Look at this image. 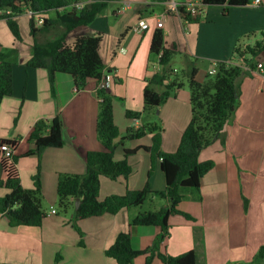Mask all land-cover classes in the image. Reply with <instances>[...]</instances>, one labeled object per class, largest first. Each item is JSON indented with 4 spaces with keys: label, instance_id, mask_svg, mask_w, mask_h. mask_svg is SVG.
Listing matches in <instances>:
<instances>
[{
    "label": "crops",
    "instance_id": "obj_1",
    "mask_svg": "<svg viewBox=\"0 0 264 264\" xmlns=\"http://www.w3.org/2000/svg\"><path fill=\"white\" fill-rule=\"evenodd\" d=\"M163 9L164 4L159 0H112L91 26L79 27L69 37L71 39L75 34L101 35L99 53L105 65L104 75L110 77L107 88L113 95L114 122L121 135L128 126L157 123L152 121L153 115L162 121V150L173 152L190 119V94L181 88L158 108L144 109L143 88L151 76L161 70L157 58L151 59L149 53L154 31L158 28L163 31L165 46L174 47L184 65L187 56L196 63L207 60L215 65L217 61L231 60L232 50L238 43L252 44L261 37L264 32V0L256 4L251 0L228 8L224 5L207 6L204 15L196 22H184L168 13L162 26L158 27L157 19ZM139 19L148 22L142 32L132 29ZM16 20L20 25L21 41L14 39L5 26L6 21L0 19L5 23L0 27V46L6 51L15 48L12 59L17 63L15 65L12 60V93L3 97L0 103V137L18 139L21 150L33 148V143L24 138L35 121L40 118L50 120L58 115L62 122L63 145L47 147L38 156L18 159L20 183L25 188L32 187L31 178L39 165L43 198H49L43 206L47 215L40 226L12 227L7 217L0 213V264H117L104 251L119 232L129 229V221L137 209H122L116 214L80 219L77 223L83 232L80 237L69 219L62 217L55 208L59 173L83 174L87 151L103 149L95 129L99 101L97 81L89 79L83 89L77 90L70 75L55 73L52 91L47 70L26 66L32 42L28 34L29 20L24 13ZM186 25L190 28L189 34L185 31ZM193 32L195 36H191ZM259 57L264 59V52ZM243 67L248 73L239 78V102L232 119L224 127V141H214L202 148L198 155L199 161L212 160L214 163L201 178V197L197 199L187 193L179 203V209L189 213L193 220L181 214L170 215L169 234L160 244L161 252L177 255L194 249L198 264H231V259L226 262L217 259L220 243L231 249L234 258L243 259L245 255L242 256L241 252L246 250L247 242L256 234L264 238V76L256 68ZM172 68L174 71L179 69L173 65ZM211 69L213 67L207 73ZM126 110L142 113L140 118L131 119L125 116ZM14 112L21 117L22 124L19 133L13 136L6 126ZM150 143L148 134L125 140L115 149L114 157L120 159L124 147ZM24 158L28 161L22 160ZM128 161L133 168L127 182L130 189H141L146 181L152 190L165 188L158 161L154 162L148 175L151 169L149 153L138 151L129 156ZM26 172L29 179L25 180ZM2 178L3 172L0 171ZM125 187L122 180L101 176L99 198L123 193ZM51 207L56 213H51ZM131 233L133 248L144 249L152 244L159 228L136 226ZM222 238V242L218 241ZM80 239L82 244H79ZM57 254L58 261L55 259ZM144 262L145 255L141 254L135 257L133 264ZM151 264L163 262L154 256Z\"/></svg>",
    "mask_w": 264,
    "mask_h": 264
},
{
    "label": "trees",
    "instance_id": "obj_2",
    "mask_svg": "<svg viewBox=\"0 0 264 264\" xmlns=\"http://www.w3.org/2000/svg\"><path fill=\"white\" fill-rule=\"evenodd\" d=\"M112 0H0V19L6 24L17 41L22 40L17 17L27 11L29 17L28 34L32 39L30 56L26 66L47 70L51 90L54 89L55 73L70 75L77 90L83 89L89 79H95L97 85L104 77L105 67L99 53L101 35L75 34L69 35L79 27L91 26L107 8ZM251 0H202L205 7L212 5L240 6ZM82 2L81 5H76ZM184 9L181 8V11ZM188 21H198L197 18L184 15ZM40 17L41 23L35 18ZM264 52V32L252 44L238 43L232 50V59L217 61L211 70L199 81L196 77L198 67L195 59L185 58V66L174 71L172 59L179 54L174 47L165 46L163 31H154L150 43L151 59L158 54L161 70L154 73L143 88L144 109L158 108L167 98L174 96L185 85L189 89L191 115L184 128L175 151L165 152L161 148L163 128L156 122H148L128 126L121 135L113 116V95L107 87L96 88L98 98V113L96 119V134L102 144L101 150L87 151L85 156L86 169L83 174L59 173L56 184L57 202L59 208L66 212L72 209L69 220L80 237L83 232L78 226V220L116 214L122 209H137V213L129 221V229L119 232L104 253L113 258L117 264H133L138 255H145L144 264H151L157 256L163 264H198V256L194 249L177 255L160 251V244L169 234V216L181 214L189 220L193 217L179 209V203L190 193L200 199L201 178L212 169L213 161H199L198 155L202 148L216 140L224 141V127L238 106L240 87L239 78L248 73L237 61L241 59L249 68H256L258 62L264 59L259 56ZM15 48L0 51V103L3 97L12 93V58ZM259 57V58H258ZM11 58V59H10ZM184 58V56H183ZM258 60V61H257ZM261 60V61H259ZM262 74V73H261ZM141 111L126 110L125 116L138 119ZM150 135V145H139L134 148L124 147L122 157H114L115 149L125 140L139 139ZM24 140L33 143L34 147L26 150L19 148L18 139L0 137V147L7 144L11 147V155L4 156L0 151V188L6 193L0 196V213H3L10 226L19 225L40 226L47 215L43 207L40 167L32 175V187L25 188L20 183L17 167L19 158L30 155H40L47 147L63 145L62 122L56 115L50 120L40 118L35 121ZM138 151L149 153L152 172L154 162L158 161L165 178V188L152 190L148 181L141 189H130L128 179L133 171L128 157ZM111 180H122L125 191L119 194H109L99 198L100 177ZM159 197L163 201L158 208L149 209L144 203L150 197ZM80 203L75 209V199ZM246 205V200H244ZM156 226L159 233L151 245L144 249H134L132 246V229L136 226ZM79 244H82L81 239ZM59 255H56L58 260ZM256 258L264 260V243L256 252Z\"/></svg>",
    "mask_w": 264,
    "mask_h": 264
},
{
    "label": "rangeland",
    "instance_id": "obj_3",
    "mask_svg": "<svg viewBox=\"0 0 264 264\" xmlns=\"http://www.w3.org/2000/svg\"><path fill=\"white\" fill-rule=\"evenodd\" d=\"M25 15H26V13H25ZM173 15H175L174 13H173ZM27 16V18H28V20H29V17H28V15H26ZM36 20H38L37 18H35V21ZM4 22L3 21H0V27L1 26H4ZM18 24H19V22H18ZM7 24H5V26H6ZM185 25V24H184ZM7 27V26H6ZM19 27H20V25H19ZM185 31L187 30V33L189 34L190 33V28L186 25L185 26ZM7 29H8V27H7ZM191 30H192V28H191ZM10 32V31H9ZM191 35V34H190ZM196 35V33L195 32H193V34L191 35V36H195ZM23 36L24 37H26L24 34H23ZM183 38H185L184 36H183ZM188 39H191V37L190 38H188ZM1 41L3 42V43H6V41L4 40V38H1ZM14 41V40H13ZM2 45V44H1ZM8 45H11V43L10 44H8ZM5 46V45H4ZM205 47V46H204ZM207 49V48H206ZM0 51L1 52H6V49L5 48H3V47H1L0 46ZM206 53H207V51H206ZM179 54H177V55H175L174 57H173V59H172V65L173 66H175V67H177V68H179V70H180V72H181V70L184 68V63H183V61H182V59L181 58H179ZM11 59V58H10ZM11 60H13L14 61V63H15V65H17V63H16V60L15 59H11ZM235 61H238V63L239 64H241V66L243 67V65L244 66H246L245 64H244V62L241 60V59H239V60H235ZM240 61V62H239ZM258 61V60H257ZM259 61H261V60H259ZM259 63V62H258ZM260 63H262V62H260ZM197 64H198V74H197V79L198 80H203L204 79V76H205V74H207V70L209 69V68H212V67H214V65L210 62V61H207V60H204V61H199V62H197ZM29 68V67H28ZM244 68V67H243ZM257 70V69H256ZM262 75L264 76V73H262ZM18 77H19V74H18V76H17V79H16V82H18ZM183 89L186 91V92H189V89H188V87L185 85L184 87H183ZM22 98V94H21V96H20V98L19 99H21ZM157 111V110H156ZM124 113V112H123ZM122 117H123V115H122ZM159 118H160V115L158 116ZM157 121V124L159 123V125L160 126H162V121H160L156 116H153L152 115V121ZM22 124V120H21V117L18 115V114H16V112H14V114H12V119L10 120V123L6 126V129H7V131L10 133V135H17L18 133H19V131H20V125ZM22 137V136H21ZM175 151V150H174ZM27 158H24V159H22V160H26ZM26 161H28V160H26ZM27 166H28V164H27ZM36 173V171L34 172V174ZM33 174V175H34ZM155 177H153V179H154ZM24 179L26 180V179H29V177H28V172H26V173H24ZM31 181H32V178H31ZM6 192V190L4 189V188H0V196H2V195H4V193ZM102 192H103V190H102ZM105 197V196H104ZM103 197V198H104ZM247 199V196L246 197H244V200H246ZM102 199V198H101ZM47 200H49V198H47V197H45V198H43V194H42V198H41V202H42V205L43 206H45L46 205V203H47ZM163 201L161 200V198H159V197H150L145 203H144V207L145 208H149V209H156V208H158V207H160L159 206V203H162ZM55 208L59 211V214L60 215H62V217H66V219H71V217H72V212H73V210L72 209H68L66 212H64V210L63 209H61V208H59V204H58V202H57V204L55 205ZM64 215H66V216H64ZM248 236H250V234L248 235ZM253 240H251V241H248L247 242V246H246V250H243L242 252H241V255L242 256H244L245 255V257L243 258V259H238V258H234L233 256H232V254H231V249H229V248H227L223 243H220L219 245H218V248L220 249V252H219V255H218V257H217V259L220 261V262H226V260H229V259H231L230 261H231V264L232 263H236V264H264V260L263 259H260V258H256V252H257V248H259L258 246H255V245H257L258 243H259V245H262L263 243H264V238H263V236L261 237V235L260 234H256V235H254L253 237ZM218 241H220V242H222L223 241V238L222 239H220V240H218ZM255 246V247H254ZM251 247H254V248H251ZM256 249V250H255ZM53 258H54V252H52V261H53ZM58 261V260H57Z\"/></svg>",
    "mask_w": 264,
    "mask_h": 264
},
{
    "label": "built area",
    "instance_id": "obj_4",
    "mask_svg": "<svg viewBox=\"0 0 264 264\" xmlns=\"http://www.w3.org/2000/svg\"><path fill=\"white\" fill-rule=\"evenodd\" d=\"M164 4V9L162 10V13L159 15L157 19V26L161 27L162 22L164 21V18L168 13L175 14L179 18H182L184 22H189L188 19L184 16L186 13L192 17L197 18L198 16L202 17L205 13V6L202 2V0H190L189 2H180L178 0H159ZM259 0H253V3H258ZM82 2H79L76 5H81ZM181 8L184 10L181 11ZM1 12V11H0ZM26 15L28 17H31L32 12L29 10L27 11ZM37 23H41L42 19L40 17L37 18ZM148 27V22L146 19H139L133 26L132 29L136 32H142ZM161 54H158L157 60L159 62V56ZM256 69L259 73H264V69L262 68V63H258L256 66ZM214 70L212 69L211 72ZM110 82V77L108 74L104 75L101 82L97 85L98 87H107ZM0 151L3 153L4 156H10L11 155V148L7 144H2L0 147ZM51 213H56V209L51 207Z\"/></svg>",
    "mask_w": 264,
    "mask_h": 264
},
{
    "label": "water",
    "instance_id": "obj_5",
    "mask_svg": "<svg viewBox=\"0 0 264 264\" xmlns=\"http://www.w3.org/2000/svg\"><path fill=\"white\" fill-rule=\"evenodd\" d=\"M80 203V199L79 198H76L75 199V209L77 208L78 204Z\"/></svg>",
    "mask_w": 264,
    "mask_h": 264
},
{
    "label": "bare ground",
    "instance_id": "obj_6",
    "mask_svg": "<svg viewBox=\"0 0 264 264\" xmlns=\"http://www.w3.org/2000/svg\"><path fill=\"white\" fill-rule=\"evenodd\" d=\"M186 32H187V30H186ZM258 64V63H257ZM11 148V147H10ZM54 208V207H53Z\"/></svg>",
    "mask_w": 264,
    "mask_h": 264
}]
</instances>
